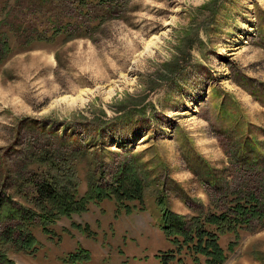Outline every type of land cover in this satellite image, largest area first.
Returning a JSON list of instances; mask_svg holds the SVG:
<instances>
[{
  "label": "rangeland",
  "instance_id": "obj_1",
  "mask_svg": "<svg viewBox=\"0 0 264 264\" xmlns=\"http://www.w3.org/2000/svg\"><path fill=\"white\" fill-rule=\"evenodd\" d=\"M92 1L0 0V262L196 264L175 261L163 208L222 215L231 192L264 191V0ZM51 164L76 171L78 200L120 185L126 165L142 203L51 208V237L33 186ZM252 226L234 251L236 235L221 238L225 264H264V223ZM27 233L36 253L11 242Z\"/></svg>",
  "mask_w": 264,
  "mask_h": 264
},
{
  "label": "trees",
  "instance_id": "obj_2",
  "mask_svg": "<svg viewBox=\"0 0 264 264\" xmlns=\"http://www.w3.org/2000/svg\"><path fill=\"white\" fill-rule=\"evenodd\" d=\"M87 1L90 0H73V4L77 5V7L85 8L88 6ZM93 1L104 3L112 0ZM53 37H50V39ZM44 159L48 158L44 157ZM123 168L118 170L115 177V181L119 182L120 185L114 186L113 189L111 187H102L98 183L92 182L88 192L82 199L78 200L80 182L76 171L71 166L62 168L59 164L49 165V170L45 173L43 182H35L33 185L34 188H38L40 193L37 201L43 212L40 218H42L44 232L51 237L54 236V232L49 230L51 218L48 217V213H51V208L57 211L58 214L70 215L73 211L85 213L89 210L88 207L92 203L100 204L105 199L116 200L120 208H122L120 205L125 200H139L142 203L141 198H143L144 190L141 182L136 178L137 184L130 181L128 187L125 186L124 183L128 177H125V173L122 171H126L128 166L124 165ZM230 194L233 198L231 200L227 198L229 206L222 215L213 212L203 216V218H186L163 208L161 230L170 239L171 244L175 246L174 250L172 249L173 251L170 250L171 253L176 255L175 261H182V253L184 251L190 254L196 264H200V256L206 258V264H225L228 258L220 243L221 237L230 233L236 235V242L228 245L229 251H234L242 231L250 230L254 221H258L263 225L264 191H258L257 189L239 191L237 189ZM24 212H27V214H24ZM12 213H16L18 217L20 216L22 226H19L18 231L21 232L22 228L26 227L31 221L29 220L30 216H28L29 210L16 208V210H11L7 215ZM80 228L81 230L90 231L88 227ZM261 228L263 229V227ZM252 231H255V229ZM24 235L25 233H23V237ZM26 235L25 239L23 238L20 242H11H14V244L18 243L21 251L28 252L26 249L31 248L36 253L38 249L36 239L31 234L27 233ZM78 255L83 256L87 262L91 261V255L86 250L79 249ZM168 259H170L169 255L163 257L162 262L168 264ZM0 264L16 263L9 258L3 257Z\"/></svg>",
  "mask_w": 264,
  "mask_h": 264
},
{
  "label": "bare ground",
  "instance_id": "obj_3",
  "mask_svg": "<svg viewBox=\"0 0 264 264\" xmlns=\"http://www.w3.org/2000/svg\"><path fill=\"white\" fill-rule=\"evenodd\" d=\"M151 44H152V41H151L150 45H148V48H150ZM81 100H83V97H82ZM77 101H80V99H74V100H73L74 103L77 102ZM69 104H71V103H69ZM72 105H73V104H72ZM74 105H75V104H74Z\"/></svg>",
  "mask_w": 264,
  "mask_h": 264
}]
</instances>
